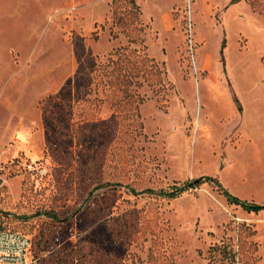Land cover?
<instances>
[{
	"label": "rangeland",
	"instance_id": "374dc122",
	"mask_svg": "<svg viewBox=\"0 0 264 264\" xmlns=\"http://www.w3.org/2000/svg\"><path fill=\"white\" fill-rule=\"evenodd\" d=\"M231 1L118 0L119 26L113 0H0V225L30 264H264V210L138 194L264 207V0Z\"/></svg>",
	"mask_w": 264,
	"mask_h": 264
},
{
	"label": "trees",
	"instance_id": "16d2710c",
	"mask_svg": "<svg viewBox=\"0 0 264 264\" xmlns=\"http://www.w3.org/2000/svg\"><path fill=\"white\" fill-rule=\"evenodd\" d=\"M240 0H232L231 4L237 3ZM128 3L131 5V9H132V15L134 16V18L137 16H139V10L138 7L136 5V3L134 2V0H128ZM118 5V0H113V6H115V10L113 12V16H114V21L117 25L122 26L123 25V13L119 12V9H121V7L117 6ZM222 48H224V41L222 44ZM135 52H128L126 53V50H116L114 53V56H116L115 63L118 64L119 69L120 70H124L127 69L129 66H132L134 68V64L132 63V59H134V54ZM142 64V67H144V63H150L149 69L151 71H154L156 73H159L157 67L155 66V64L152 61H144L140 62ZM136 69V68H135ZM125 84H131L128 83V81ZM202 183H209L212 185H216L218 187V189L221 191V193L226 197L227 201L230 204H234L236 206H239L241 208H243L244 210L247 211H260V210H264V207H260V206H256V205H251L248 204L246 202H242L241 200L237 199L236 197H233L232 195H230L228 192L224 191L217 183L215 180L213 179H199L196 181H192V182H185L182 186H178V185H174L170 188H168L167 190H161V191H154V190H145L141 193L138 194H143V195H149V196H157L163 199H167V200H173L177 197H179L181 194L188 192L190 190H193L197 187H199ZM103 187H109L108 184L106 185H102L99 188H103ZM133 193L135 194V192L133 191ZM47 217L50 218L51 220H55L56 217L52 214V213H47ZM1 228L6 229V230H10L11 229H7L6 227L0 225ZM23 235V234H22ZM25 236V235H24ZM88 244L91 245V243L88 241ZM76 250V249H75ZM215 251V255L219 254V255H223L226 256L228 259H230V261L234 262L235 261V254L228 250V248L224 245L221 246H217L213 249ZM83 251H72L71 252V257L69 259H65V261H67L69 264H112L113 263V258L106 254L103 253L101 251H93L90 250L89 254H85L82 253ZM149 261V260H148ZM67 263V264H68ZM116 264V263H115Z\"/></svg>",
	"mask_w": 264,
	"mask_h": 264
},
{
	"label": "built area",
	"instance_id": "2783aa9c",
	"mask_svg": "<svg viewBox=\"0 0 264 264\" xmlns=\"http://www.w3.org/2000/svg\"><path fill=\"white\" fill-rule=\"evenodd\" d=\"M30 248L28 237L0 227V264H30Z\"/></svg>",
	"mask_w": 264,
	"mask_h": 264
}]
</instances>
